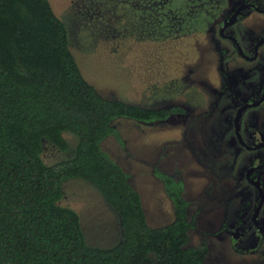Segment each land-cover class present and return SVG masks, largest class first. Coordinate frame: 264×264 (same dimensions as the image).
Masks as SVG:
<instances>
[{
    "label": "rangeland",
    "instance_id": "obj_1",
    "mask_svg": "<svg viewBox=\"0 0 264 264\" xmlns=\"http://www.w3.org/2000/svg\"><path fill=\"white\" fill-rule=\"evenodd\" d=\"M238 1L251 0H49L65 25L67 44L81 74L103 97L145 108L183 109L160 121L115 118L112 126L122 142L108 135L101 147L142 194L145 216L152 227L174 218L172 202L163 193V180L155 172L184 182L191 222L185 246L196 247L206 241L209 256L204 264H264V241L254 253H238L224 244L218 254L217 247L221 237L216 232L224 222V207L215 208L214 195L219 192L221 204L227 197L222 191H229L233 184H238L247 197L253 194L252 187L244 181L232 180L240 161L248 160L252 151L241 149L239 161L233 160L234 167L228 171V156H216L217 148L212 146L216 141L213 138L218 139L215 128L219 132L225 114L231 113L229 107L223 108L226 101L237 95L245 97L252 88L251 76L239 74L237 79L233 67L246 69L257 63L242 60L227 39H219V43L228 52L215 53L216 21ZM246 14L233 24L243 48L247 36L264 33V13ZM260 56L264 64V45ZM220 87H226L222 90L225 102L222 95L223 103L216 102V108L211 109ZM253 118L264 130V103L244 110L240 124L251 123ZM63 137L68 143L64 151L43 141L41 156L46 164L74 156L77 137L68 131ZM226 170L232 177L227 174L222 182L219 176ZM233 188L236 191L230 193L237 195L235 198H240L243 205L238 188ZM59 202L78 213L89 246L109 248L122 239L118 215L90 182L82 178L65 180ZM197 205L205 210L197 213ZM263 215L264 204L259 217Z\"/></svg>",
    "mask_w": 264,
    "mask_h": 264
},
{
    "label": "trees",
    "instance_id": "obj_2",
    "mask_svg": "<svg viewBox=\"0 0 264 264\" xmlns=\"http://www.w3.org/2000/svg\"><path fill=\"white\" fill-rule=\"evenodd\" d=\"M181 112L103 97L81 74L49 0H0V264H204L203 246H185L182 183L155 172L174 218L152 227L127 173L101 147L108 135L122 142L115 118L151 122ZM65 131L77 137L74 156L46 164L43 141L64 151ZM70 178L93 184L118 215L117 244L85 242L78 213L59 202Z\"/></svg>",
    "mask_w": 264,
    "mask_h": 264
},
{
    "label": "flooded vegetation",
    "instance_id": "obj_3",
    "mask_svg": "<svg viewBox=\"0 0 264 264\" xmlns=\"http://www.w3.org/2000/svg\"><path fill=\"white\" fill-rule=\"evenodd\" d=\"M248 11L264 13V0H251L247 2L238 1L237 5L227 9L224 15L216 21L217 34L215 35V43L217 46H215V53L228 52V49L222 47L219 43V39H227L231 42L242 60L249 62L248 64L257 62L253 67H247L246 69L240 68V66L233 67L235 69L232 70V72L237 79L240 78L238 76L239 74L251 76L253 81L252 88L245 97L237 95V98L231 97V99L226 101L227 104L223 106V108L225 109L229 107L231 113L225 114V123H222L223 128L221 127L220 129L219 127V132L215 128V131L218 134V139L216 136V138L213 136V139L216 141L213 142L212 146L217 148V153L215 155L222 159L228 156L226 158H228L229 161L226 162L225 165L228 171L229 169L232 170L234 167L233 160L235 163L239 161L238 153L241 149L252 151L253 154L248 160L245 158L246 160L244 159L240 161L236 176L232 177V174L227 170V173L219 176L222 182L227 174L232 177L233 182L236 179L244 181L246 185L248 184L252 187L253 194L247 197V195L238 188V184H233L229 191L226 189L222 191V195L227 194V197L221 204L218 201L220 195L219 192L214 195L213 199L215 201V208H218L217 206H219V209L221 210L224 207V210L222 209L224 222H222V225L218 227L216 232V235L221 237V239L219 238L217 240V243H219L217 245L219 249L218 254L223 250L224 244H229L230 247L238 253H254L256 250L260 249L261 244L264 241V215L259 217L260 209L264 204V130L259 129L255 124L256 118H253L251 123L246 122L245 125L240 124V117L244 110L258 107L264 103V64L260 56L261 47L264 45V33L247 36L246 48H243L236 39L234 32L235 26H233V24L244 18ZM252 71H255V74L251 75ZM225 88L226 87H223L222 90ZM220 90L221 87L217 90V94H215L213 102L214 106L212 105L211 109L216 108V102V105H218L219 102L223 103L222 100H224V95L222 94V90ZM222 95L223 99L221 100ZM243 106L245 107L243 108ZM240 107L242 109L238 113ZM174 180L180 181L184 190V182L177 178H174ZM233 187L238 188L239 194L243 197V205H240V198H235L237 195L235 196L233 193H230L234 189ZM182 195L184 197L185 193L182 192ZM185 199L189 202L187 198ZM234 200H236V202ZM232 203H234V207L231 208L229 205ZM228 208L229 211L227 213ZM196 210L198 213L205 209H203L201 205H197ZM207 244L208 243L205 241L199 245L207 250L205 256L206 259L209 256V246Z\"/></svg>",
    "mask_w": 264,
    "mask_h": 264
},
{
    "label": "crops",
    "instance_id": "obj_4",
    "mask_svg": "<svg viewBox=\"0 0 264 264\" xmlns=\"http://www.w3.org/2000/svg\"><path fill=\"white\" fill-rule=\"evenodd\" d=\"M128 175V174H127ZM128 179H129V176H128ZM137 191H138V189L137 188H135ZM139 192V191H138ZM163 193H165V190H164V192ZM139 194H140V196H142V194L139 192ZM166 194V193H165ZM142 205H143V202H142ZM173 206V205H172ZM147 219V218H146ZM155 227H158V226H155Z\"/></svg>",
    "mask_w": 264,
    "mask_h": 264
},
{
    "label": "water",
    "instance_id": "obj_5",
    "mask_svg": "<svg viewBox=\"0 0 264 264\" xmlns=\"http://www.w3.org/2000/svg\"><path fill=\"white\" fill-rule=\"evenodd\" d=\"M244 107H245V106H243V108H244ZM241 109H242L241 107L238 109V113H239V111H241ZM237 117H238V115H237ZM255 212H256V211H255Z\"/></svg>",
    "mask_w": 264,
    "mask_h": 264
}]
</instances>
